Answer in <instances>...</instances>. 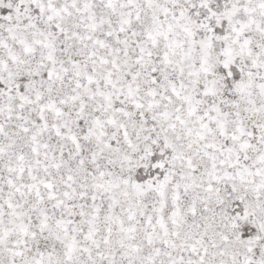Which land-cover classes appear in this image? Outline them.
I'll list each match as a JSON object with an SVG mask.
<instances>
[{"label":"snow or ice","instance_id":"snow-or-ice-1","mask_svg":"<svg viewBox=\"0 0 264 264\" xmlns=\"http://www.w3.org/2000/svg\"><path fill=\"white\" fill-rule=\"evenodd\" d=\"M0 264H264V0H0Z\"/></svg>","mask_w":264,"mask_h":264}]
</instances>
